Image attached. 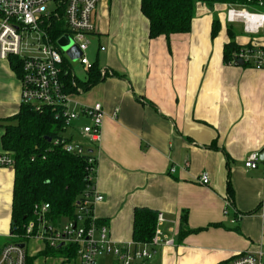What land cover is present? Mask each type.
<instances>
[{
  "label": "crops",
  "instance_id": "1",
  "mask_svg": "<svg viewBox=\"0 0 264 264\" xmlns=\"http://www.w3.org/2000/svg\"><path fill=\"white\" fill-rule=\"evenodd\" d=\"M227 7L198 3L190 33L157 39L149 36L141 0H103L93 16L90 44L99 48L91 61L103 79L72 98L74 108L101 103L106 114L92 149L95 190L104 197L95 216L115 243L128 244L135 210L153 209L163 217L158 238L174 241L134 264H229L264 251V159L256 169L245 166L252 153L264 156V69L224 61L231 38L239 46L264 44V32L253 38L228 23ZM215 20L220 30L213 38ZM10 78L0 71V154L4 126L14 124L22 104L18 78V91L7 92ZM88 123L78 120L64 135L79 143ZM204 172L206 186L199 180ZM14 185V168H0V252L24 244L33 264H81L73 246L55 251L39 239L13 240ZM185 213L197 232L182 238ZM98 264L121 263L105 256Z\"/></svg>",
  "mask_w": 264,
  "mask_h": 264
},
{
  "label": "built area",
  "instance_id": "2",
  "mask_svg": "<svg viewBox=\"0 0 264 264\" xmlns=\"http://www.w3.org/2000/svg\"><path fill=\"white\" fill-rule=\"evenodd\" d=\"M103 0H0V60L19 61L17 78L21 86V102L40 110L43 106L57 113L63 123L62 137L52 139L54 147L66 152L88 158L90 165V191L77 204L76 217L62 226L48 220L49 204L35 207V220L25 226L22 241L39 239L51 249L61 244L75 246L81 264H98V260L111 256L121 264H134L136 261H148L153 257V249L174 244L173 240L161 241L159 230L150 243L117 244L109 235L108 227L98 221L94 207L104 200L95 190L97 174L93 147H98L102 138L105 119L103 104L80 105L72 94L67 92L63 80L64 72L70 70L66 53L58 42L69 35L79 46L82 56L78 59L89 72L94 64L86 55L90 47V36L96 32L93 16ZM226 19L230 24H241L246 35L256 38L264 32V0H259L255 9L229 5ZM64 22L66 32L57 40L53 39L52 28L56 22ZM23 47L28 53L23 54ZM101 51H105L102 47ZM237 60L250 63L257 70L264 69V44H255L243 48L236 54ZM237 62V61H235ZM16 65H18L16 63ZM75 78V75H72ZM89 123L79 129L81 142L66 138L65 132L73 128L78 120ZM261 162V154L254 152L246 160L247 169H256ZM12 154H0V168H14ZM202 185H209L210 175L204 172L200 176ZM228 215V211H225ZM240 218V217H239ZM163 221L159 215L158 222ZM237 219L232 222L235 223ZM0 264H27V253L17 243L7 244L0 252ZM229 264H264V251L245 253L233 259Z\"/></svg>",
  "mask_w": 264,
  "mask_h": 264
},
{
  "label": "trees",
  "instance_id": "3",
  "mask_svg": "<svg viewBox=\"0 0 264 264\" xmlns=\"http://www.w3.org/2000/svg\"><path fill=\"white\" fill-rule=\"evenodd\" d=\"M259 0H141V11L149 21V36L169 38L174 34H188L196 15L198 3L214 8L215 5H235L255 9ZM220 30V23H213L212 37ZM66 32L64 22H56L52 28L53 39H58ZM254 40L246 46H239L231 38L225 45L224 61L227 64L239 65L236 54L243 48L253 47ZM237 61V62H235ZM16 63L18 65H16ZM245 63V62H244ZM12 69L19 73V61L11 59ZM245 66L251 67L250 63ZM103 79L97 64L89 71L86 81L71 78L63 74L67 92L76 94L83 88L88 91ZM4 126L2 137L3 148L13 155L15 160V185L12 207V231L14 241H21L25 234V226L35 220V207L49 204L48 220L54 225L64 220L70 221L76 217L77 204L91 188L87 157H81L66 152L61 147H54L49 139L62 137L63 123L57 113L43 106L40 110L21 104L20 112ZM231 194V191H229ZM159 213L149 208H138L134 212L133 240L137 243H150L157 230ZM196 230H190L187 225V213L182 216L181 237ZM50 248V247H49ZM51 249V248H50ZM58 247L52 249L63 251ZM77 253V248L73 246ZM156 249H153V252ZM27 264H33L28 260Z\"/></svg>",
  "mask_w": 264,
  "mask_h": 264
},
{
  "label": "rangeland",
  "instance_id": "4",
  "mask_svg": "<svg viewBox=\"0 0 264 264\" xmlns=\"http://www.w3.org/2000/svg\"><path fill=\"white\" fill-rule=\"evenodd\" d=\"M264 34H262L263 36ZM261 36V37H262ZM68 42L71 44V47H76L78 50L79 46L71 39V37L69 35H64L60 38L58 45L60 46V48L64 51V53H66V60L69 64V66L71 67V70L73 71L74 75L77 77V79L79 81H86L87 80V76L89 72H86V70L83 68V66L80 64V62L74 61L72 59V57H70L68 55V53L65 51V49L63 48V43ZM99 48V43H92L90 44V48L89 51L86 53V55L89 57L90 60L94 61L95 60V56L97 54ZM23 54L28 53V51L23 47ZM0 71L5 73V74H9L11 75V78L9 80H5V84L7 86V92L9 94H13L14 89H16V91H18V81H17V75L15 74L16 71H14L12 69V65L10 61H2L0 60ZM11 80V81H10ZM87 92V91H86ZM71 109H74V106L71 105ZM75 124V123H74ZM64 223L68 222V221H63Z\"/></svg>",
  "mask_w": 264,
  "mask_h": 264
},
{
  "label": "water",
  "instance_id": "5",
  "mask_svg": "<svg viewBox=\"0 0 264 264\" xmlns=\"http://www.w3.org/2000/svg\"><path fill=\"white\" fill-rule=\"evenodd\" d=\"M63 48L65 49V51L68 53V55L70 57H72V59L74 61H77L81 56H82V52L80 50H78L76 47H71V44L68 42L63 43ZM239 65L243 66L245 65V63L243 61L239 62ZM52 139H49V141L51 142ZM264 159V156H262L261 160ZM65 244H61L60 246H64ZM22 249L25 248L24 244H20L19 245Z\"/></svg>",
  "mask_w": 264,
  "mask_h": 264
}]
</instances>
